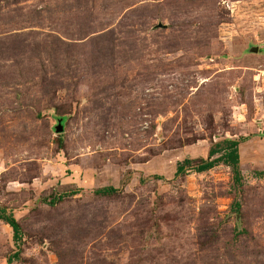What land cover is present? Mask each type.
<instances>
[{
    "label": "rangeland",
    "instance_id": "1",
    "mask_svg": "<svg viewBox=\"0 0 264 264\" xmlns=\"http://www.w3.org/2000/svg\"><path fill=\"white\" fill-rule=\"evenodd\" d=\"M0 206V264H264V0H0Z\"/></svg>",
    "mask_w": 264,
    "mask_h": 264
},
{
    "label": "trees",
    "instance_id": "2",
    "mask_svg": "<svg viewBox=\"0 0 264 264\" xmlns=\"http://www.w3.org/2000/svg\"><path fill=\"white\" fill-rule=\"evenodd\" d=\"M59 119H61L62 123L65 121V118L62 114L57 117V120ZM61 139L62 138H60V140ZM243 140L224 139L220 142L215 143L208 152V158H200L196 160L189 158L185 159L183 162L177 165L175 175H180L187 169H194L196 172L202 173L214 168L219 164H224L231 168L234 184L241 185L243 176L240 171L239 145ZM115 192L116 189L112 186H107L96 190V193L101 196L111 195ZM61 198H63L62 195L55 196L51 200V203L54 204L57 200H61ZM236 206L240 208L238 203L236 204ZM0 220L12 229L13 239L16 244H19L22 239V229L21 224L15 218L13 212L9 211V209L3 206H0ZM16 257H19V251L15 252L8 258V263H11Z\"/></svg>",
    "mask_w": 264,
    "mask_h": 264
},
{
    "label": "water",
    "instance_id": "3",
    "mask_svg": "<svg viewBox=\"0 0 264 264\" xmlns=\"http://www.w3.org/2000/svg\"><path fill=\"white\" fill-rule=\"evenodd\" d=\"M255 51H257L258 49L257 48H254ZM56 130L58 133L62 132L63 131V126H62V121L61 119L58 120V127H56Z\"/></svg>",
    "mask_w": 264,
    "mask_h": 264
}]
</instances>
